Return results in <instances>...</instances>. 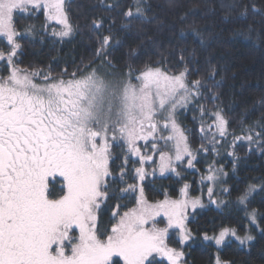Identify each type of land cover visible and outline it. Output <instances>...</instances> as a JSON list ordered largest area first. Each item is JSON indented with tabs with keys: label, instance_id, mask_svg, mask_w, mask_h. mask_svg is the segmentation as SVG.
Masks as SVG:
<instances>
[{
	"label": "snow or ice",
	"instance_id": "1",
	"mask_svg": "<svg viewBox=\"0 0 264 264\" xmlns=\"http://www.w3.org/2000/svg\"><path fill=\"white\" fill-rule=\"evenodd\" d=\"M18 14H42V31L61 40L77 27L66 0H0V264H188L183 246L194 239L188 210L203 207L202 201L190 197L185 184L180 199L150 203L143 181L157 170L179 175V164L195 167L196 154L176 112L199 100L202 81H189L187 66L179 72L150 64L136 70L129 66L120 76L92 67L78 75L67 69L57 73L50 65L25 66L23 47L34 26L20 29ZM122 15L144 16L141 0H132ZM91 24L100 32L104 21L92 18ZM98 40L94 55L103 64L112 36L99 35ZM205 111L201 105L200 132L212 147L202 142L200 150L216 152L229 134V121L216 107L208 112L205 126ZM259 128L233 136L231 147L237 140L264 139V125ZM114 148L120 150L118 157ZM229 155L238 159L234 152ZM226 175L210 164L201 180L215 185ZM256 190L257 185L249 184L238 196L246 211ZM124 193L138 194L136 206L121 212L116 203L114 223L104 229L102 205L127 199ZM207 194L211 200L212 186ZM247 215L259 227L257 211ZM260 216L264 219V213ZM158 217L166 218L164 227L158 226ZM170 229L179 237L176 247L169 243ZM229 237L240 245L253 239L231 227L203 235L217 246ZM215 264L229 262L217 255Z\"/></svg>",
	"mask_w": 264,
	"mask_h": 264
},
{
	"label": "trees",
	"instance_id": "2",
	"mask_svg": "<svg viewBox=\"0 0 264 264\" xmlns=\"http://www.w3.org/2000/svg\"><path fill=\"white\" fill-rule=\"evenodd\" d=\"M105 4L113 7L108 9ZM131 4L132 0H67L66 7L77 27L71 37L63 40L42 31V14L23 18L18 14L20 29L34 26L29 43L23 47V64L42 68L50 65L57 73L67 69L78 75L80 70L92 67L116 76L126 73L129 66L136 70L150 64L172 72L187 66L189 81L199 79L204 85L199 100L177 113L196 154L195 167L179 166V175L146 180L145 195L152 202L174 199L188 184L191 195L205 196V188L213 185L201 177L207 174L210 164L222 167L227 175L216 181L213 198L205 196L204 206L193 212L187 222L194 239L189 242L191 246H183L185 258L188 264H215L217 255L229 264H264V219L260 216L264 213V139L258 143L237 140L231 147L233 136L244 135L248 128L260 131L259 125H264V0H141L144 16L129 19L122 13ZM92 18L103 19L100 32L93 30ZM109 33L110 55L102 64L94 55L98 36ZM201 105L206 110L205 126L210 122L208 112L216 107L229 121V134L216 145V152L200 150L202 142L205 148L212 147L207 140L202 141ZM229 152L238 159L234 160ZM249 184L257 185V190L249 197L246 211L239 205L238 196ZM122 195L128 198L102 205L100 223L104 229L114 223L111 212L116 203L121 205V212L136 206L137 193ZM253 209L257 211L259 227L248 219L247 212ZM223 227L251 234L253 239L245 245L229 240L221 247L203 239L205 233L217 235ZM176 241L171 232L170 245L178 246Z\"/></svg>",
	"mask_w": 264,
	"mask_h": 264
},
{
	"label": "rangeland",
	"instance_id": "3",
	"mask_svg": "<svg viewBox=\"0 0 264 264\" xmlns=\"http://www.w3.org/2000/svg\"><path fill=\"white\" fill-rule=\"evenodd\" d=\"M67 1V0H66ZM65 39V38H64ZM98 71H101V72H104V73H110V71H107V70H98ZM114 75V74H113ZM123 75V74H122ZM114 76H116V75H114ZM189 106V104L186 106V107H188ZM186 107H180V108H178L177 109V112H176V117H177V113L178 112H180L181 110H184ZM177 121H178V118H177ZM178 123H179V121H178ZM180 124V123H179ZM114 154L115 155H117V156H119L120 155V150L119 149H115L114 148ZM185 159H187V157L185 158ZM179 166H182V167H187L186 165H183V164H179V165H177V172H178V168H179ZM146 168H148L149 169V172L151 171V168H150V166H148V165H146ZM188 168V167H187ZM190 169H192V168H190ZM172 173H174V172H165L163 175H161L160 173H159V171L157 170L156 172H155V174H150V175H148V176H146V178H145V180L143 181V183L146 181V180H148V179H150V178H154V177H156V176H167V175H169V174H172ZM144 187V186H143ZM213 187V196H214V194H215V191L217 190L216 189V187H215V185H213L212 186ZM207 188H208V186L205 188V191L207 190ZM144 194H145V192H144ZM137 196H138V194H137ZM189 196L190 197H192V198H199L201 201H202V203H203V205L205 204L204 203V199H205V196H206V198L208 199V200H210L209 199V197H208V194H207V192H206V195L205 196H203V195H199V196H193V195H191V193H190V185H189ZM213 196H212V198H213ZM145 197H146V195H145ZM211 198V199H212ZM146 199H147V197H146ZM174 199H180V195L178 196V197H175ZM148 200V199H147ZM150 203H155V202H157V201H155V202H152V201H150V200H148ZM161 201V200H160ZM201 208V207H200ZM197 209H199V207H197L196 209H195V211L197 210ZM195 211H192L191 209H189L188 210V221H189V218L191 217V215H192V213L193 212H195ZM162 220H164L165 221V223H166V218H164V217H158L157 218V224H158V226L159 227H164L166 224L165 223H163V222H161ZM187 221V222H188ZM171 232H173V233H175L176 232V230L175 229H170V231H169V236H170V233ZM238 232V231H237ZM238 234L239 235H242V234H240L239 232H238ZM218 235V234H217ZM251 235V234H250ZM252 236V235H251ZM177 237V239H179V237L178 236H176ZM253 237V236H252ZM229 240H236L235 238H232V237H229V238H227L226 239V241H225V243L227 242V241H229ZM211 241V240H210ZM237 241V240H236ZM212 242H214V241H212ZM239 242V241H238ZM224 243V244H225ZM219 247H221V246H219Z\"/></svg>",
	"mask_w": 264,
	"mask_h": 264
}]
</instances>
